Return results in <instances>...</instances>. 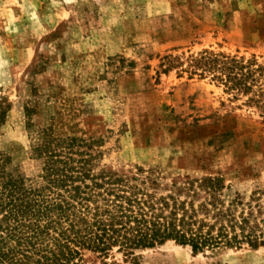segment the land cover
<instances>
[{"label": "rangeland", "instance_id": "1", "mask_svg": "<svg viewBox=\"0 0 264 264\" xmlns=\"http://www.w3.org/2000/svg\"><path fill=\"white\" fill-rule=\"evenodd\" d=\"M205 48L263 60L264 0H0V152L39 187L50 128L95 140L101 165L221 175L249 197L264 189L263 116L209 78L161 66ZM124 264H264V246L168 240Z\"/></svg>", "mask_w": 264, "mask_h": 264}, {"label": "trees", "instance_id": "2", "mask_svg": "<svg viewBox=\"0 0 264 264\" xmlns=\"http://www.w3.org/2000/svg\"><path fill=\"white\" fill-rule=\"evenodd\" d=\"M161 66L209 78L264 118V59L256 54L205 48L168 53ZM8 111L0 104V123ZM95 143L44 129L39 187L12 171L10 155L0 152V264H124L168 240L196 252L264 246V189L247 197L221 175L101 165Z\"/></svg>", "mask_w": 264, "mask_h": 264}]
</instances>
